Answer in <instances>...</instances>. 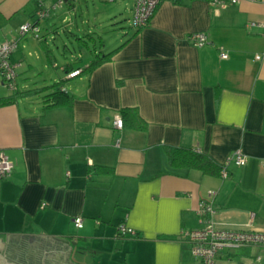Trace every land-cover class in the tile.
I'll list each match as a JSON object with an SVG mask.
<instances>
[{"label":"crops","instance_id":"1","mask_svg":"<svg viewBox=\"0 0 264 264\" xmlns=\"http://www.w3.org/2000/svg\"><path fill=\"white\" fill-rule=\"evenodd\" d=\"M53 1L0 0V43L17 42L9 56L16 91L0 78V98L48 80H64L72 97L54 106L46 91L0 107V152L12 164L0 179L5 263L199 264L181 235L202 226L198 210L210 191L215 227L264 232V0L224 8L163 0L139 31L129 24L133 0H74L39 22L37 36L19 37L38 4ZM77 13L93 15L95 23L75 37L90 57L59 66L49 44L58 34L54 18ZM192 33L206 34L208 43L191 45ZM74 70L79 75L67 79ZM117 116L121 130L113 127ZM167 147L203 153L217 165L238 151L246 162L221 179L172 168ZM119 226L135 236L119 235ZM255 248L264 249L224 251L215 264Z\"/></svg>","mask_w":264,"mask_h":264},{"label":"built area","instance_id":"2","mask_svg":"<svg viewBox=\"0 0 264 264\" xmlns=\"http://www.w3.org/2000/svg\"><path fill=\"white\" fill-rule=\"evenodd\" d=\"M74 0H60L52 6H44L39 3L36 11V19L33 23L23 24L19 28L18 36L24 37L27 34L37 36L39 33L38 24L46 19L51 12L60 8L61 5ZM113 1V0H110ZM163 0H133L132 15L129 20L130 28L133 30H140L147 26L155 10ZM210 5L224 8L229 5L238 4L242 0H205ZM251 26L256 24L251 23ZM260 26V25H257ZM187 41L195 46L202 47L208 43V37L204 33H192L187 36ZM16 40L10 42L0 43V78L2 85L10 91H16V72L15 66L9 62V56L16 49ZM219 57L221 59L227 58V53L220 48ZM80 70H74L66 74L67 79L78 76ZM123 122L120 116H117L113 121V127L121 130ZM246 162L245 156L236 151L229 156L222 165L220 178L227 177V169L229 166H242ZM12 170V164L7 157L0 152V179L7 178ZM216 195L215 192L208 193V200L201 202L198 217L199 223L202 225L198 229L190 230L181 235L182 239L188 244L192 257L198 261L199 264H215L217 256L224 251H232L250 246L264 247V232L252 231H238L219 229L215 227L211 216L215 213L212 203V198ZM76 228H81L82 219L76 217L73 220ZM118 234L121 236L128 235L135 236V232L126 229L124 226H119ZM258 260V258H257Z\"/></svg>","mask_w":264,"mask_h":264},{"label":"trees","instance_id":"3","mask_svg":"<svg viewBox=\"0 0 264 264\" xmlns=\"http://www.w3.org/2000/svg\"><path fill=\"white\" fill-rule=\"evenodd\" d=\"M110 56L111 53H108L106 55L96 54L94 56V59L89 64V66L86 69H84L82 72L92 71L102 62L108 60ZM64 82H65L64 80H61L47 87L28 90L25 92H19V93L17 92L9 97L0 98V107L12 104L13 102H15L20 98L37 95L46 91H50L46 96H44V99H46L47 102H51V104L54 106L69 105L71 104L72 97L68 96L66 91L63 90ZM126 114H129V112L127 110H123L121 113V117L123 120L125 119ZM164 152L168 164L172 168L195 170L203 175L220 177L222 165H217L207 155L203 153H198L191 149L180 148V147H174V148L167 147L165 148Z\"/></svg>","mask_w":264,"mask_h":264},{"label":"rangeland","instance_id":"4","mask_svg":"<svg viewBox=\"0 0 264 264\" xmlns=\"http://www.w3.org/2000/svg\"><path fill=\"white\" fill-rule=\"evenodd\" d=\"M59 1L60 0L48 2L46 3V6L47 7L52 6L53 4H56ZM107 1L109 2V0ZM118 1L120 2V0H117V2ZM109 4H113V3L109 2ZM64 6L65 4L61 5L60 8H57L54 12H52L50 14L51 17L53 16V14H59L61 12V8H63ZM124 16L129 17V14L128 13L125 14L124 12ZM54 19H55L56 31L58 34L55 36L54 40L51 39L49 44L52 50H54V58L56 59L58 65L59 66L63 65L65 60H67L71 64H78L81 61L80 56H83L84 59L90 57L89 52L75 40V37L81 38L82 36H84V31H86L90 26H92L95 23L93 21L92 13L82 18L79 16V13H77L76 17H73V15L71 17L67 15L63 22H62L63 19L62 17L54 18ZM48 21L50 20L48 19ZM127 21L123 20L121 22V25L125 26V28L128 25ZM77 29H79L80 31H77ZM46 70L51 72V74L53 73V69H51L50 67L49 69L47 68ZM59 74L61 76V73ZM47 82L49 83V85H52L54 83L52 81L50 82V80H48ZM239 262L241 264H264V249L261 248L252 249L250 257L244 259L241 257H234L232 258L231 262L228 264H238Z\"/></svg>","mask_w":264,"mask_h":264},{"label":"water","instance_id":"5","mask_svg":"<svg viewBox=\"0 0 264 264\" xmlns=\"http://www.w3.org/2000/svg\"><path fill=\"white\" fill-rule=\"evenodd\" d=\"M2 247H3V242L0 241V249H2ZM69 255L71 257V260H73V257L75 255V249L69 248ZM0 264H8V263H5V261L3 260V258L0 256ZM42 264H43V260H42Z\"/></svg>","mask_w":264,"mask_h":264}]
</instances>
